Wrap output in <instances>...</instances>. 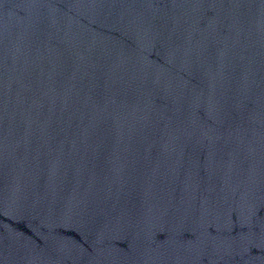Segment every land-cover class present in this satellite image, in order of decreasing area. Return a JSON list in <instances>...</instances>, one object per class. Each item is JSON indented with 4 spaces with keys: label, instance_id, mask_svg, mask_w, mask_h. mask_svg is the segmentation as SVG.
Wrapping results in <instances>:
<instances>
[{
    "label": "water",
    "instance_id": "obj_1",
    "mask_svg": "<svg viewBox=\"0 0 264 264\" xmlns=\"http://www.w3.org/2000/svg\"><path fill=\"white\" fill-rule=\"evenodd\" d=\"M0 264H264V0H0Z\"/></svg>",
    "mask_w": 264,
    "mask_h": 264
}]
</instances>
